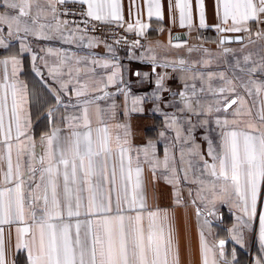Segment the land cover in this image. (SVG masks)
Instances as JSON below:
<instances>
[{"label": "snow or ice", "instance_id": "obj_1", "mask_svg": "<svg viewBox=\"0 0 264 264\" xmlns=\"http://www.w3.org/2000/svg\"><path fill=\"white\" fill-rule=\"evenodd\" d=\"M65 2L0 0L4 9L0 11V47H9L5 30L8 37L21 41V53L30 49L20 33L52 39L44 32L52 25L40 22L48 15L57 20L55 31L67 30L68 22L56 17L57 6ZM78 2L87 4L85 14L96 21L122 19L118 0ZM177 7L183 26L187 5L177 0ZM217 15L221 25L231 21L227 27L217 25L218 32H245L250 40L252 33L247 25L250 21L260 23L264 0H217ZM188 23L190 26V17ZM137 25L141 29L147 27L139 21ZM205 26L201 4L199 27ZM132 27L129 24V31ZM255 35L264 39V31ZM60 38L65 43L72 42L71 36ZM235 39L242 43L245 37ZM219 43L223 45L225 40ZM192 51L188 49L189 53ZM203 51L206 58L191 65L184 58L171 62L185 73L181 77L183 90L173 92L165 87L164 76L157 78L156 89L148 99L156 105L154 111L163 115L164 129L158 133V140L149 139L142 146L132 144L130 125L117 120L119 106L115 96L123 94L125 116L143 111L139 105L145 98L131 97L126 88L108 91L109 86L123 83L115 58L89 60L87 56L48 49L50 54L60 56L59 64L49 69V74L54 78L67 76L59 82L60 92L74 91L77 103L71 105L74 111L62 118L63 129L54 126L38 141L31 133L26 110L27 85L18 79L20 60L17 56L0 60V264H7L5 225L9 226V238L15 226V248L27 252L28 264H180L174 218L166 211L161 215L160 209L147 207L145 165L154 177L162 170L166 182L177 189V203H181L178 185L181 180L189 181L190 174L194 177L190 182L201 185L197 196L202 201L213 207L217 201L230 202L240 213L237 224L229 230L237 244L243 243L237 229L251 228L258 216L259 239L264 247V211L258 213V204L264 200V56L258 61L252 60L251 53L236 58L228 76L225 72L195 70L197 65L208 68L212 64L211 54L207 49ZM234 51L223 48L224 54ZM150 59L155 63V56ZM98 68L103 71L98 72ZM33 70L41 75L35 65ZM163 92H168L171 99L165 101ZM108 100L112 102L101 105V101ZM56 103L61 104L60 94H56ZM161 104L171 111L163 110ZM68 107L64 105L66 110ZM51 112L50 109L49 115ZM200 127L205 128L202 139L207 143L211 162L196 142L194 134ZM212 131H217L215 141ZM159 142L164 144L162 159L157 155ZM204 175L214 179L206 184L200 179ZM214 214L208 211V216ZM204 224L211 228L209 219ZM224 245L225 240L221 239V258ZM214 247L207 244L201 232L202 264H218ZM232 255L234 259L235 251Z\"/></svg>", "mask_w": 264, "mask_h": 264}, {"label": "crops", "instance_id": "obj_2", "mask_svg": "<svg viewBox=\"0 0 264 264\" xmlns=\"http://www.w3.org/2000/svg\"><path fill=\"white\" fill-rule=\"evenodd\" d=\"M180 2L187 5L183 26L180 23V8L177 7V0H118L122 19L108 20L103 23H118L123 25L127 31H129L128 26L131 24L133 27L129 32L135 34L141 32L142 34H139V36L146 39L145 46L142 49L120 48L103 42L94 36L83 33L68 21L67 30L61 28L60 32H57L55 31L57 20L53 19L52 15L42 18L40 22L52 25L51 29L45 28L44 32L53 38L46 40L20 33L23 43L30 49L23 53L20 52L21 41L14 37H8L5 30L4 36L9 43V47H0V60L11 56H17L20 60L21 70L18 73V79L27 85L29 95L26 110L31 120V133L37 141L41 134L49 132L54 126L63 129L62 118L71 114L74 111L71 105L77 103L74 91L60 92L59 82L67 79V76L57 75L54 78L49 74V69L55 68L60 61V56L48 52L49 48L53 49L54 52L66 55L75 53L80 57L87 56L89 60L97 58L101 61H113V58H115V62L120 65L123 83L109 86L108 91L116 92L117 87L126 88L131 97L145 98L139 105L143 111L129 112L125 116L123 112L124 96L123 94L115 96V102L119 106L117 120L120 123L130 125L131 142L134 146L146 145L149 139L158 140V133L164 129L163 115L154 111L156 105L148 99L156 89L157 78L164 76L165 87L173 92L183 90L184 84L181 77L185 73L180 71L178 64L173 66L171 62L184 58L191 65L194 61L206 58L203 50L207 49L211 54V66L203 68L197 65L195 70L225 72L228 76H231L230 65L234 63L236 58L242 59L244 55L251 53L252 60L258 61L260 56H264V39H258L255 35L258 31H264V15L260 17V23L250 21L247 25L252 33L249 40V34L245 32L217 31V25L227 27L231 24V21H229V25L220 24L217 15V0H180ZM201 4L206 25L204 28L199 27ZM85 5L87 6V4ZM157 5L159 6V15L157 14ZM150 8L152 10L151 16H149ZM3 10L0 7V11ZM189 17L191 20L190 26L188 23ZM58 20L66 21L60 18ZM137 21L140 22V25H147V27L141 29L137 25ZM202 29H207L205 36L201 35ZM61 35L71 36L72 42L65 43L61 40ZM236 37H245V39L241 43L235 39ZM221 39L225 40L223 45L219 43ZM89 43H91V47L87 46ZM189 48L193 49L191 53L188 52ZM223 48H230L235 51L224 54ZM242 48L243 51H241ZM33 56L36 57L35 60H33ZM152 56L156 57L155 63L150 59ZM166 64H168L167 67H165ZM34 65L40 70L41 75L38 76L33 70ZM250 66L251 63L247 65V67ZM10 71L11 67L9 65V73ZM97 71L101 72L103 70L98 68ZM137 73H140V75H137ZM2 74L3 65H0V77H2ZM213 83H219V81ZM197 84L199 85V82ZM56 94L61 96V104L59 105L56 103ZM162 97L165 101L171 99L168 92H163ZM208 99H211V97H208ZM111 102V100L101 101V105L110 104ZM66 104L69 105L67 110L64 108ZM129 106H131L130 100ZM161 108L165 111H171V109H164L163 104H161ZM50 109L52 110L51 115H49ZM193 120L195 121V118ZM209 127L215 129L214 124H210ZM217 131L210 133L214 141L218 138ZM204 134L205 128L200 127L197 128L194 135L205 158L211 162V158L207 157V143L202 139ZM163 153L164 144L159 142L157 144V155L161 159ZM143 177L144 195L148 209H160L161 215L166 211L170 217L174 218L180 245V264H202L200 252L201 232L204 233L207 244L210 247L215 246L214 251L217 253L218 264H257L258 261L260 264H264V247H262L259 239L258 216L252 221L251 228L237 229L242 234L243 241L242 244H237L231 239L229 230L237 224L236 218L240 213L228 201H217L214 207L208 204L207 201H202L197 196L201 185L190 182L194 179L191 174L189 175V181L181 180L178 185L181 203L176 202L177 197L174 193L177 189L166 182L162 170H158L154 177L148 166L145 165ZM200 179L207 184L214 178L204 175ZM217 183L219 184V182ZM189 190H191V195H189ZM203 195H207L211 199L208 193H203ZM198 208L200 209L199 216H197ZM209 210L215 214L208 216ZM260 211H264V200L258 204V213ZM205 219L211 221V228L204 224ZM4 229L7 264H28L27 252L25 250L17 251L15 248V226H12L11 238H9V226L5 225ZM221 239L225 240L224 256L222 258L219 256V241ZM233 251H235L234 259Z\"/></svg>", "mask_w": 264, "mask_h": 264}, {"label": "built area", "instance_id": "obj_3", "mask_svg": "<svg viewBox=\"0 0 264 264\" xmlns=\"http://www.w3.org/2000/svg\"><path fill=\"white\" fill-rule=\"evenodd\" d=\"M56 17L64 19L87 35L94 36L103 42L113 44L120 48L142 49L145 46L146 39L135 33H131L125 27L118 23L98 22L85 13L87 6L78 1H66L57 6ZM87 21V23H85ZM207 29L201 30V35L205 36ZM139 41V43H135Z\"/></svg>", "mask_w": 264, "mask_h": 264}]
</instances>
